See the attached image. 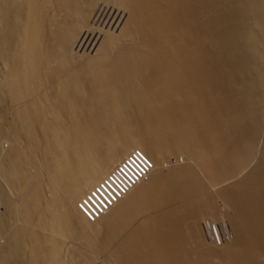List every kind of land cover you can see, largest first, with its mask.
I'll return each instance as SVG.
<instances>
[{
	"label": "bare ground",
	"instance_id": "obj_1",
	"mask_svg": "<svg viewBox=\"0 0 264 264\" xmlns=\"http://www.w3.org/2000/svg\"><path fill=\"white\" fill-rule=\"evenodd\" d=\"M3 141L0 264H264V0H0ZM133 149L149 172L90 223Z\"/></svg>",
	"mask_w": 264,
	"mask_h": 264
},
{
	"label": "built area",
	"instance_id": "obj_2",
	"mask_svg": "<svg viewBox=\"0 0 264 264\" xmlns=\"http://www.w3.org/2000/svg\"><path fill=\"white\" fill-rule=\"evenodd\" d=\"M150 162L140 151L132 152L122 160L111 173L94 188V191L86 193L76 204L78 213L90 223L96 221L103 211H106L111 203L115 202L112 194L116 195L111 188L120 189L122 184H133L143 178L151 168Z\"/></svg>",
	"mask_w": 264,
	"mask_h": 264
},
{
	"label": "rangeland",
	"instance_id": "obj_3",
	"mask_svg": "<svg viewBox=\"0 0 264 264\" xmlns=\"http://www.w3.org/2000/svg\"><path fill=\"white\" fill-rule=\"evenodd\" d=\"M105 6V5H104ZM104 6H101V7H99V9L98 10H96L95 12H94V18L92 17V19H94L93 20V23H92V19H91V23L90 24H92L91 26L93 27H98V26H102L101 28H109L108 26L110 25V23H111V20H112V18H113V15H114V13H117L118 12V10H119V12L120 13H122V11L120 10V9H118V7H117V9L116 10H114V12L113 13H111V11H109L108 13H107V11H106V7L104 8ZM116 6V5H115ZM102 8L104 9L103 11H102ZM116 8V7H115ZM98 11H101V13L100 12H98ZM104 13V15H102L103 13ZM97 13H99V14H97ZM108 14V15H110V20H109V18H108V16H107V18H106V14ZM105 16V17H104ZM102 17V18H101ZM97 18V19H96ZM105 20V21H104ZM109 20V21H108ZM96 21V22H95ZM97 21H99V22H97ZM106 21H108V22H106ZM96 23H98V24H96ZM103 23V24H102ZM96 24V25H95ZM109 24V25H108ZM104 26H106V27H104ZM115 25H113L112 27H114ZM101 28H99V29H101ZM96 29V28H95ZM112 31L114 30V28H112L111 29ZM119 30V29H118ZM118 30H115V31H118ZM96 38H97V36H96ZM96 38H94V39H92L93 40V42L91 43V44H94V41H95V39ZM89 39H90V37H88L87 38V40H86V43H88V41H89ZM91 40V41H92ZM90 41V42H91ZM98 44V43H97ZM97 44H96V46L94 47V50L89 46L88 47V50H86V52H84L85 50V46L83 45L82 47H81V49H82V52H81V49H80V53H87V52H90V53H92V52H94L95 50H96V48H97ZM80 45V42H79V44L77 45V50H79V46ZM84 48V49H83ZM92 49V50H91ZM76 50V49H75ZM76 50V51H77ZM92 52H91V51ZM253 137L252 138H255L256 136H257V134H254V135H252ZM0 146H1V148H3V149H7L6 147H8L9 146V144H8V142H2L1 144H0ZM134 151H135V149H133ZM133 150H131L130 151V153L131 152H134ZM136 150H138V149H136ZM140 151V150H139ZM130 153H128V155L125 157V158H127L128 156H129V154ZM183 155H181V154H179V155H176V156H173V155H171L170 157H168L167 159H166V161H164V162H162V165L163 166H165L164 167V169H168V167L170 166V164L171 165H173V164H176V162L177 163H183V161H184V159H183V157H182ZM176 161V162H175ZM221 166H223V167H225V163H222L221 164ZM114 169V168H113ZM112 169V170H113ZM111 170V171H112ZM110 171V172H111ZM201 173H200V175L201 176H204L205 174L202 172V171H200ZM223 172H224V170H223ZM109 174V173H108ZM107 174V175H108ZM106 175V176H107ZM104 179V178H103ZM102 179V180H103ZM101 180V181H102ZM192 180H194V178H192ZM101 181H100V183H101ZM199 181L201 182V180L199 179ZM99 184V183H98ZM97 184V185H98ZM209 185H212V183H210ZM96 185H94V187H95ZM93 188V187H92ZM213 192V191H212ZM214 192H216V191H214ZM213 192V193H214ZM219 198V199H218ZM218 198H216L215 200H214V206H215V208L217 209V210H220V212L221 211H224L225 212V208H224V201L220 198V196H218ZM80 200V199H79ZM181 205V204H180ZM223 208V209H222ZM223 212V213H224ZM153 213H156L157 215H162V214H164V213H166V211H160V210H154L153 211ZM224 216V217H223ZM222 217H219V218H212V222L211 223H216L217 222V225H218V227L220 226V222H224V223H226V222H229L230 220L225 216V213H224V215H223ZM226 220V222H225V220ZM204 220H205V218H202V219H200L199 220V223H198V229H199V231H200V223H201V221L202 222H204ZM207 220V219H206ZM205 220V221H206ZM211 221V219H208V221L207 222H209L208 224H210V221ZM202 224V223H201ZM131 225V224H130ZM132 226V225H131ZM225 228H227L228 229V227H225ZM130 229H132V228H130ZM201 234V233H200ZM2 237H4V236H2ZM2 237H0V245H4L5 243H6V238H2ZM204 237H205V235H204ZM206 239V238H205ZM207 240V239H206ZM68 243V244H67ZM205 245H208V244H206L205 242H203ZM72 243H70V242H67V241H63V243H62V247H61V249L62 250H66V248L68 247V245L70 246V247H72V245H71ZM80 245V244H79ZM79 245H76V243L75 244H73V246L75 247V246H79ZM65 248V249H64ZM210 248L212 249V253L214 254V255H216V257H214V258H212L211 260H209L208 262L209 263H214V264H216L217 262H218V260H219V254L221 255V256H225V255H223L224 253H225V249L226 248H224L223 246H210ZM224 251V252H223ZM97 258H96V263H101V264H107L108 262L106 261V253H105V255H104V253H100V255L99 256H96Z\"/></svg>",
	"mask_w": 264,
	"mask_h": 264
}]
</instances>
